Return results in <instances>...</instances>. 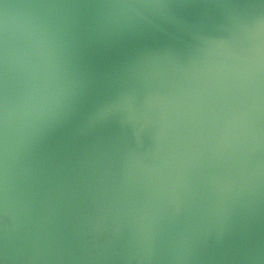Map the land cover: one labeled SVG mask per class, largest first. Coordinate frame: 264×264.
I'll use <instances>...</instances> for the list:
<instances>
[{"label":"water","instance_id":"water-1","mask_svg":"<svg viewBox=\"0 0 264 264\" xmlns=\"http://www.w3.org/2000/svg\"><path fill=\"white\" fill-rule=\"evenodd\" d=\"M0 264H264V0H0Z\"/></svg>","mask_w":264,"mask_h":264},{"label":"flooded vegetation","instance_id":"flooded-vegetation-1","mask_svg":"<svg viewBox=\"0 0 264 264\" xmlns=\"http://www.w3.org/2000/svg\"><path fill=\"white\" fill-rule=\"evenodd\" d=\"M1 223H2V224H6V223H9V222H8L7 219H3Z\"/></svg>","mask_w":264,"mask_h":264}]
</instances>
